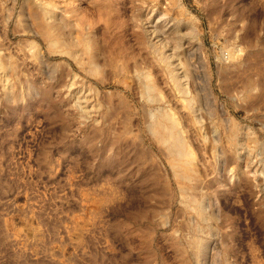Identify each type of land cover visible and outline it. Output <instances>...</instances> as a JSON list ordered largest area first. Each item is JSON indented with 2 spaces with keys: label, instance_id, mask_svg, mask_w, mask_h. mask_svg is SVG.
<instances>
[{
  "label": "rangeland",
  "instance_id": "374dc122",
  "mask_svg": "<svg viewBox=\"0 0 264 264\" xmlns=\"http://www.w3.org/2000/svg\"><path fill=\"white\" fill-rule=\"evenodd\" d=\"M45 2L71 38L92 34L99 74L48 47ZM263 40L264 0H0V264H264ZM136 70L176 115L213 222L186 208ZM229 120L237 157L210 151Z\"/></svg>",
  "mask_w": 264,
  "mask_h": 264
},
{
  "label": "bare ground",
  "instance_id": "6f19581e",
  "mask_svg": "<svg viewBox=\"0 0 264 264\" xmlns=\"http://www.w3.org/2000/svg\"><path fill=\"white\" fill-rule=\"evenodd\" d=\"M34 8V15L38 19L40 29L43 31L48 47L51 51L71 57L77 61L79 65L81 64L84 68H87L90 75L99 74L100 67L97 61L98 53L96 52L97 43L93 39L92 34L82 33L81 37L77 40L71 38L67 31V22L60 20L58 13L56 12L58 7L51 2L39 3ZM107 8L106 3H103L102 10L105 11ZM66 11L71 14L70 19H75L77 21L76 23L79 29H87L85 27V22L78 17L75 9H66ZM146 31L150 34L147 29ZM153 37L154 38H149V41L145 38L147 44L150 46L155 58L160 63L164 64L165 72L172 82L174 90L180 94V101L185 108L189 110L193 122L196 124L199 123L192 104L195 97L188 98L184 95L180 74L177 71V67L170 61L172 60V56L167 54L164 45L162 47V41H155L156 36L153 35ZM5 69L6 67L0 56V75L5 74ZM136 71L139 73V76L145 79H143L145 83L143 85L140 84L143 89L142 93H145L146 97L148 96L149 102L154 106L147 113V128L154 139L162 146L163 151L170 160L174 176L180 184V193L186 208L189 209L193 207L202 222H213L215 220L214 217L211 213L209 214L204 207L202 208L198 199H196V193L201 178L198 170L194 168L193 153L176 115L171 109L163 104L162 98L158 95L156 86L151 82L149 75L139 72L138 70ZM252 84L253 82L250 81L249 86H252ZM260 85L261 87L264 86V77L260 80ZM49 91L50 89L44 91L48 97ZM240 143L238 124L233 120H229L225 125L223 138H221V135L216 137V140L212 141L210 151L213 154L219 152L226 157H237L239 156ZM193 242H195L198 250L203 248L204 239L201 236H196Z\"/></svg>",
  "mask_w": 264,
  "mask_h": 264
}]
</instances>
